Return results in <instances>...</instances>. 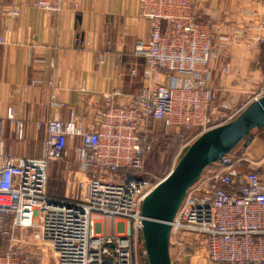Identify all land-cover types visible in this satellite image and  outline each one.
Here are the masks:
<instances>
[{"label": "built area", "instance_id": "2783aa9c", "mask_svg": "<svg viewBox=\"0 0 264 264\" xmlns=\"http://www.w3.org/2000/svg\"><path fill=\"white\" fill-rule=\"evenodd\" d=\"M32 6L61 14L79 0H32ZM150 39L133 55L144 60L141 94L110 106L95 127L53 118L37 158L10 153L0 122V264H149L142 235V205L156 184L138 178L150 150L153 123L166 132H190L173 168L202 134L237 117L264 88L238 109L219 114L217 92L209 85L214 32L197 19L193 0H140ZM1 7V0H0ZM5 14L20 15L10 8ZM264 25V22L261 26ZM264 43V36L252 38ZM0 37V44H5ZM229 72L227 68L225 70ZM138 73L137 68L132 76ZM52 105L63 107L55 96ZM14 119V109L8 110ZM25 124L16 121V137ZM76 164L87 175L82 200L48 194L52 162ZM243 147L208 167L189 188L171 222L172 264H264V182L258 164ZM172 168V169H173ZM106 222L112 231H105ZM2 240V241H1Z\"/></svg>", "mask_w": 264, "mask_h": 264}, {"label": "crops", "instance_id": "0c3cea01", "mask_svg": "<svg viewBox=\"0 0 264 264\" xmlns=\"http://www.w3.org/2000/svg\"><path fill=\"white\" fill-rule=\"evenodd\" d=\"M31 2L1 0L0 37L6 43L0 44V122L10 153L37 158L49 120H75L92 129L110 106L128 104L141 94L144 60L133 51L138 41L150 39V24L141 16L140 0H79L77 7L65 4L61 14L37 9ZM193 3L197 19L212 24L215 57L209 85L217 92L216 111L226 115L264 88V43L252 41L264 36V0ZM10 8L20 9V15L7 16ZM52 96L63 107H54ZM10 108L14 119L8 116ZM18 120L25 124L21 141L16 137ZM242 147L252 159H260L264 129ZM257 166L264 182V163ZM79 174L81 181L87 180ZM81 181H68L57 198L81 200Z\"/></svg>", "mask_w": 264, "mask_h": 264}, {"label": "water", "instance_id": "95a60500", "mask_svg": "<svg viewBox=\"0 0 264 264\" xmlns=\"http://www.w3.org/2000/svg\"><path fill=\"white\" fill-rule=\"evenodd\" d=\"M264 129V95L251 102L232 121L208 130L184 152L176 166L159 181L142 205V235L149 264H172L169 250L171 222L187 191L202 173L244 140L248 147L254 130Z\"/></svg>", "mask_w": 264, "mask_h": 264}, {"label": "rangeland", "instance_id": "374dc122", "mask_svg": "<svg viewBox=\"0 0 264 264\" xmlns=\"http://www.w3.org/2000/svg\"><path fill=\"white\" fill-rule=\"evenodd\" d=\"M256 132L257 130L253 131V133ZM146 136L148 143L150 145V150L146 154L147 158H149V161L147 162L148 171L146 173V178L151 184L154 185L157 184L159 181H161L172 170L173 163L177 155V151L175 152V149L176 150L179 149L178 140H179V136L181 135H178L175 132L172 133L166 132L160 123H153L150 126V132L147 133ZM170 142L173 144L174 150L172 149V159L169 160V157L167 159L168 156L167 154H169L168 148ZM154 153H158L159 159L153 156ZM70 159H72V155L69 153L64 161H58V162L55 161L50 164L49 173H48L49 174L48 192L52 193L53 190L55 189L58 191L57 187L59 183H62V185H60V187L62 188L60 193L62 192L64 193L67 186L69 185L68 181H71L72 184H74L75 181L76 182L78 181V183L79 180L81 181V176H79L81 170L76 164L68 165ZM156 159L157 161H155ZM69 177H71V180L69 179ZM86 184H87V180L84 179L83 181L80 182V185H78L79 188L84 186L82 188L84 189L83 197L86 192V188H85ZM82 199L83 198H81V200ZM105 231L107 233L114 231V230L112 231V224L110 222H106ZM6 239L7 238L4 237L3 241L1 240L2 242H0V247H5Z\"/></svg>", "mask_w": 264, "mask_h": 264}, {"label": "trees", "instance_id": "16d2710c", "mask_svg": "<svg viewBox=\"0 0 264 264\" xmlns=\"http://www.w3.org/2000/svg\"><path fill=\"white\" fill-rule=\"evenodd\" d=\"M263 130V129H262ZM259 131H261V130H257V132H259ZM176 134H178V135H181V136H179V140H178V146H179V149L178 150H176L175 149V152L177 151V153L179 152V150H180V148H181V146L189 139V137H190V132L189 131H186V130H180L179 132H175ZM169 140V139H168ZM243 144H244V140L243 141H241L240 143H239V145L236 147V148H240V147H242L243 146ZM176 147V146H175ZM235 148V149H236ZM172 149L174 150V148H173V144L170 142L169 143V148H168V150H169V154H167L168 156H167V159H168V157H169V160L170 159H172ZM153 156L154 157H156L157 159H159V156H158V153H154L153 154ZM157 159L155 160V161H157ZM149 161V158H147V155L145 156V160H144V168H143V171H138V172H134L135 173V175L138 177V178H142V179H146V180H148L147 178H146V173H147V171H148V169H147V162ZM171 164V163H170ZM169 164V165H170ZM60 185H62V183H59V185H58V191L55 189V190H53V192L51 193V192H48V194L50 195V196H52V197H57V196H59L60 195V191L62 190V188L60 187Z\"/></svg>", "mask_w": 264, "mask_h": 264}]
</instances>
